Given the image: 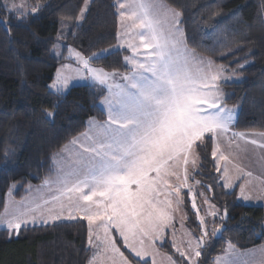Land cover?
I'll use <instances>...</instances> for the list:
<instances>
[{"label":"snow or ice","instance_id":"6c2138e0","mask_svg":"<svg viewBox=\"0 0 264 264\" xmlns=\"http://www.w3.org/2000/svg\"><path fill=\"white\" fill-rule=\"evenodd\" d=\"M88 5L89 0H84L78 19L83 18ZM0 6L8 19L20 24L40 11L38 0L33 5L4 0ZM115 7L121 10L122 21H132L125 27L126 39L115 51L94 53L88 59L75 54L89 81L84 86H103L108 91L102 101L107 106V120H89L83 139H72L59 156L52 157L54 177L46 178L34 190L30 187L31 199L11 207L5 205L0 222L12 235L19 236L22 225L27 229L37 223L44 226L62 218L79 217L88 222L89 246L99 249L111 264H141L149 256L151 264H156V245L164 243L166 229L175 227L174 213L180 210L182 189L193 191L190 179L200 183L195 180L199 153L214 145L212 159L228 161L229 157L221 152L225 142H235L242 151L249 143H259L264 150V133L258 140L255 135L249 138L233 130L235 113L223 106L220 86L221 82L227 83L225 69L188 48L180 12L167 8L160 0H117ZM0 24L10 33L13 25L7 19H0ZM134 29L139 31L133 36ZM133 39L138 42L133 43ZM121 47L131 50V55L123 56L127 74L92 66L94 61L120 56ZM69 80L68 75L60 73L52 88L64 94ZM46 115L53 118L50 112ZM216 167L219 171V164ZM222 176L221 187L238 188L240 199H252L247 185L234 184L238 177L230 175L227 168ZM192 208L196 209L194 198ZM211 215L210 229L200 219L203 231L195 242L188 238L185 243L182 238L183 250L173 239L185 264H200L209 238L222 235L221 228L228 231L226 209L223 213L212 211ZM97 221L101 223L93 228ZM113 229L139 259L130 260L119 250ZM223 252L214 264H264V246L241 253L228 242ZM89 264H100V257L94 255ZM169 264L177 262L169 258Z\"/></svg>","mask_w":264,"mask_h":264},{"label":"trees","instance_id":"16d2710c","mask_svg":"<svg viewBox=\"0 0 264 264\" xmlns=\"http://www.w3.org/2000/svg\"><path fill=\"white\" fill-rule=\"evenodd\" d=\"M115 1L93 0L80 23L77 20L84 0H38L40 11L23 24L8 19L0 6V19L13 25L9 33L0 24V215L13 185L11 195L22 200L29 187L53 177L52 157L85 132L89 120L106 119L99 105L105 92L102 95L97 87L80 85L66 94H54L49 86L57 69L70 61L66 58L70 47L87 59L94 53L115 49L119 30ZM164 1L181 13L188 48L230 72L241 68V82L223 85L224 106L238 109L234 130L264 133V0ZM27 2L33 5L37 0ZM61 21H71L72 28L63 57L57 59L51 51ZM120 53L92 65L126 72V52ZM48 112L53 113V118L49 119ZM212 147L199 153L195 179L220 213L227 210L228 231L213 238L203 264H212L228 242L239 250L264 244V207L243 204L237 194L230 195L221 187L220 174L211 157ZM189 198L185 193L187 225L198 232ZM87 235L83 219L22 228L19 236L0 230V264H87ZM161 249L174 257L169 247ZM122 251L134 260L126 249Z\"/></svg>","mask_w":264,"mask_h":264},{"label":"rangeland","instance_id":"374dc122","mask_svg":"<svg viewBox=\"0 0 264 264\" xmlns=\"http://www.w3.org/2000/svg\"><path fill=\"white\" fill-rule=\"evenodd\" d=\"M92 1L93 0H89V5L91 4ZM3 2H4V0H0V5H2ZM15 2L17 4H20V3H27L28 4L27 0H15ZM123 2H127V0H123ZM115 3H117V0L115 1ZM160 3L162 5H165L166 6V4H165V2L163 0H160ZM89 5H88V7H89ZM120 11L121 10H118V12H119L118 38H119V41L121 43V41L123 39H126V37L124 35L125 27L128 24H131L132 21L131 20H127V19H125V20L122 21L121 20V17H120ZM85 13H84V15H85ZM81 21H82V19H78L77 20L78 23H80ZM71 28H72V22L71 21H61L59 33H58L57 39H56L55 44H54V46L52 48V51H51V54H52L53 57H55L57 59H60L61 57H63V54H64V52H65V50L67 48L66 40H67V37L69 35V32L71 31ZM136 31H139V30L138 29H134L133 30V36H134V33ZM136 42H138V41L135 40V39H133V43H136ZM117 47L118 46H116L115 49ZM113 48L111 47V48L106 49L104 51H112V50H115ZM122 49H124L123 51L126 52V55H131V50L130 49H127V48H124V47H122ZM143 51L144 50L141 48V52H143ZM54 53H56V55H54ZM67 53L68 54H66V58H68V60H70L71 63L70 64H63V65H61L57 69L56 74H55L54 81L49 86V90L51 92H53L54 94H57V93L55 92V89L52 88V85L56 82L57 77H58V74H60V73L65 74V75H68L70 77L68 87L65 90V93L64 94H66L70 90V88H72L74 86L86 85V84L89 83V81H87L85 79V72H84V69L82 68V65L76 60L75 54L76 53H79V52L77 50H75L74 48H71L70 47L68 49V52ZM80 55L84 58V56L82 54H80ZM200 57H202V56H200ZM140 58L143 59V56H141ZM203 58H205V57H203ZM205 59H208V58H205ZM92 66L95 67V68H98V67H96L94 65H92ZM215 66L216 67H220L222 65H215ZM222 67L225 69L223 75H224V77L227 80V83L221 82V85H220L221 86V91H222V94H223V97H224L225 94H224V90H223V85L224 84H230V83H239V82H241L243 80V77H242L241 74H239V71L241 70L240 67L236 68L235 70H233L231 72L228 71L224 66H222ZM123 73H126V72H123ZM231 110H233L234 113H236L238 109L237 108H231ZM50 113H52V112H50ZM199 165H200V159L197 162V168L195 170L196 172H198V170H199ZM189 167H190V165H189ZM259 168L261 169V167H259ZM191 181H193V180H191V179L189 180V186H190V182ZM247 185H249V187H250L251 184H247ZM190 187L193 190L192 193H193L194 196L192 195L189 199H190L191 202H192L193 198L195 199V203L197 204V207L196 208H198V210H199L197 212L196 209H193L194 212H195L196 222L199 225V231L197 232V231H195L193 229H190L188 227L186 213L183 210L180 209L179 211H177L176 213H174V221H173V224L175 225V227H170V228L166 229V235H165L164 243L162 245L159 244V243L156 245V247L159 249V254H157L155 256V262H156V264H169V258H171L172 261H176L177 264H185L184 259L180 257L179 253L176 251V247L173 246V239H175L176 245L177 246H181L182 247V250H183L182 238H183V241L185 243L187 242L188 238H192L193 239V242H195V238L196 237H199L201 235V233L203 231V226L200 225V219L203 218L205 220L206 224H208V222L213 219V217L211 215V212L212 211H216V212L220 213L219 209L208 198L207 192L205 191V189H200V183L199 184H196L193 181V184ZM206 188L208 190L210 189L209 186H206ZM14 190H15V187L14 188L11 187L10 190L8 191L7 196H6L5 205H8L9 207L12 206V204H11L12 202L11 201H15V200H13L11 198V194H12V192ZM185 190L188 191V188L187 187L183 188L182 191H181V194ZM196 192H199L198 193V195H199L198 197L195 194ZM227 192H232V191H227ZM251 192L252 191L250 190V193ZM254 194L255 195L251 194L252 199L249 200V204L252 203V204L261 205V206L264 207V201L261 200V199H264V194L260 195V194H258L256 192H254ZM205 200L207 201L206 203H205ZM184 202H185V199H183L182 203L184 204ZM5 205H4V207H5ZM180 205H181V203H180ZM3 212H4V208H3V211L1 213V215L3 214ZM76 220H80V218L78 217L75 220H68L66 218H62V219L57 220L55 222H72V221H76ZM85 221H86L87 230H88V222H87V220H85ZM100 223H101L100 221H97L96 224L93 225V228H96L97 225L100 224ZM38 224L39 223H37V225ZM208 227L210 229L211 228V225L208 224ZM0 230H5L10 236L12 235L10 233V231L7 229L6 224L3 223V222H0ZM172 233H174V236L172 235ZM112 236L115 239L116 245H117V247L119 248V250L121 252H123L122 249H126L127 252L129 253V255L131 257H133L134 259H139V258L134 257V254H132L129 251V249H127L123 245V242H122L121 238L119 237L118 232L115 229L112 230ZM213 238H215V236H211L209 238L210 239V244L207 246V249L204 248L202 250V255L199 258L200 264H203V260L208 256V250L210 249L211 242L213 241ZM87 246H88V248L90 250V256H89V259L87 261V264H89L90 260H92V258H93L94 255L100 257V264H111V261L109 259H106L105 256L100 252L99 249H95V248H92V247L89 246V244H88V235H87ZM226 246H227V244L225 245V247ZM162 247L163 248L164 247H169L173 251L174 257H171L170 254H168L165 251H163L161 249ZM145 262H148L149 264H151L152 257H150V256L149 257H145V258H143V260H141V263H145Z\"/></svg>","mask_w":264,"mask_h":264},{"label":"crops","instance_id":"0c3cea01","mask_svg":"<svg viewBox=\"0 0 264 264\" xmlns=\"http://www.w3.org/2000/svg\"><path fill=\"white\" fill-rule=\"evenodd\" d=\"M164 1V0H163ZM165 2V1H164ZM166 4V3H165ZM166 7L167 8H171L170 6H168L166 4ZM172 9V8H171ZM174 10V9H173ZM176 11V10H175ZM181 26V25H180ZM121 32V31H120ZM120 36V35H119ZM120 45V41H119V38H118V42H117V46ZM143 49V48H142ZM124 49H122V47L120 48V51H122ZM144 50V49H143ZM85 58V57H84ZM87 59V58H85ZM71 61L65 63V64H70ZM127 74V72L125 73ZM97 88L100 90V91H103L105 92V95L101 98L100 102H99V105H100V108L101 110L105 113L106 115V119L103 120V121H99V120H96L94 119L95 121L99 122V123H103L107 120V106L104 105L102 103V101L104 100L105 96L108 95V91L106 88H103V86H97ZM224 105V104H223ZM225 107V106H224ZM89 122V121H88ZM235 123V121H234ZM234 125V124H233ZM233 128V126H232ZM234 130V128H233ZM235 131V130H234ZM88 132V124H87V129L85 132H83L82 134L84 133H87ZM236 132V131H235ZM81 135H78L77 137L75 138H81L83 139V136ZM245 134L248 135L249 138H251L253 135H255L257 137V139L259 140V135L260 133L259 132H245ZM241 145H244V141H240L239 142ZM69 145V143L67 144ZM214 147V145H213ZM64 148V147H63ZM62 148V149H63ZM246 151H242L240 149H237L236 146H235V142L232 144V145H228L226 142L223 143L221 145V152H223L225 155H227L229 157L228 161H223V160H215V163H216V166L217 164H219L220 166V170L218 171L219 174H220V178H221V182H223V176H222V172L225 168H227L229 170V174L232 175L233 177H238V178H235L234 179V184L236 185H239L241 183L243 184H251L250 187L249 185H247V190H251V194L255 195L254 192L262 195L264 194V150H262L260 147H259V143H257L256 145H252V144H247L246 145ZM61 154V150L55 154V156H59ZM261 167V169L259 168ZM239 170H242V171H238ZM248 172H251L252 175L251 176H247V173ZM54 177V175H53ZM52 177V178H53ZM193 182L191 181L190 182V186H192ZM41 185V184H40ZM40 185H36V186H31V189H36L37 187H39ZM195 185V184H194ZM30 189V187H29ZM29 189H28V193L26 194V196L22 199V200H16L12 195H11V198L15 201H11L12 205L13 203L15 204H20L22 201H27L29 199H31V193L29 192ZM226 191H235L236 194H237V198L240 202H242L243 204H247V205H253V206H261V205H255V204H249V200L248 201H245V200H242L239 198V189L238 188H234V189H226ZM188 191L185 190L182 192L181 196H182V201L184 199V195L185 193H187ZM190 197L193 195L192 192H188ZM48 193H42V195H46ZM194 196V195H193ZM262 201H264V199H261ZM181 201V207L180 209L183 210L185 212V209H184V205ZM192 203V202H191ZM196 204V203H195ZM196 207H197V204H196ZM198 208H196L197 210ZM58 223H64V222H49L48 224L44 225V226H49V225H54V224H58ZM40 226L39 224L37 226H34V227H38ZM25 226L22 225L21 228H24ZM28 227H33L31 225H29ZM263 231H264V226H263ZM261 246H264V244L260 245V246H256V247H253V248H250V249H246V250H239L237 249L239 252L241 253H246L248 252L249 250H259L261 248ZM227 247V246H226ZM226 247L224 249H226ZM223 249V250H224ZM224 254L223 251H221L213 260L212 264H214V261L216 260L217 257H220ZM172 257V256H171Z\"/></svg>","mask_w":264,"mask_h":264},{"label":"water","instance_id":"95a60500","mask_svg":"<svg viewBox=\"0 0 264 264\" xmlns=\"http://www.w3.org/2000/svg\"><path fill=\"white\" fill-rule=\"evenodd\" d=\"M226 221V220H225ZM220 232L222 233L223 232V229H221L220 230ZM220 236H221V234L220 233H218L216 236H215V239H218V238H220Z\"/></svg>","mask_w":264,"mask_h":264}]
</instances>
